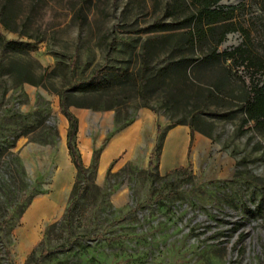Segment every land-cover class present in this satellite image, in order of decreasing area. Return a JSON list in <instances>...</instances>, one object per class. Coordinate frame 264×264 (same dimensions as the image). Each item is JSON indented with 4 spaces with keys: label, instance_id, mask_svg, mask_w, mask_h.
Returning a JSON list of instances; mask_svg holds the SVG:
<instances>
[{
    "label": "rangeland",
    "instance_id": "1",
    "mask_svg": "<svg viewBox=\"0 0 264 264\" xmlns=\"http://www.w3.org/2000/svg\"><path fill=\"white\" fill-rule=\"evenodd\" d=\"M196 1L0 0V264H264V0Z\"/></svg>",
    "mask_w": 264,
    "mask_h": 264
},
{
    "label": "trees",
    "instance_id": "2",
    "mask_svg": "<svg viewBox=\"0 0 264 264\" xmlns=\"http://www.w3.org/2000/svg\"><path fill=\"white\" fill-rule=\"evenodd\" d=\"M218 1L219 0H197L196 2L200 6L201 12H204L206 15L218 16L221 14V12L217 11L215 8H212V6L217 4ZM190 34H191V32H190ZM243 34H244V38L248 37V35L245 31H243ZM223 36H224V33L215 42V46L218 45L222 41ZM246 41H247V39H244V44L242 43L237 48L238 51L243 50V46H245ZM10 43H12V41H6L5 46L9 45ZM229 54L230 53H227V55H229ZM98 73L99 72H96L95 74L97 75ZM100 81H101V75H97V76H94L91 81L85 82L81 86L88 87L91 85L98 84ZM60 106H61L63 115L66 117V119L68 121V127H67V132H66V145L68 148L69 155L71 157V160H72L74 166L77 169V172L79 174H84L85 168L82 164L80 154H79V151H78V149L76 147V143H75V137H76V133H77V119L70 111H68L66 109V106H65L63 100H60ZM245 112H246L245 122H247L249 120H256L257 123L261 122L260 124H264V84H262L261 86H259L256 89H254L253 95L247 100V102L245 104ZM193 131H194V126H193V124H190V133H189L190 138H189L188 152H189V149L191 146V141L193 138ZM151 156L152 155H150V157ZM150 163H151V160H149V164ZM186 169H187V167L178 166L175 168V171L186 170ZM78 185H79V182L75 181L73 188H72V195H73L72 200L69 203V206L66 210L65 216H67V214L69 212V208L71 206V203L75 202L74 194L77 192ZM33 252H34V250H32L30 255H32Z\"/></svg>",
    "mask_w": 264,
    "mask_h": 264
},
{
    "label": "crops",
    "instance_id": "3",
    "mask_svg": "<svg viewBox=\"0 0 264 264\" xmlns=\"http://www.w3.org/2000/svg\"><path fill=\"white\" fill-rule=\"evenodd\" d=\"M184 132H185L184 128H176V129L172 130L167 135L166 140H165V147H164V158L162 157L163 158L162 160H164L163 162L165 165L170 164V163H182L183 161L186 160V155L188 154L189 142H188V145L186 148L183 145V143H184ZM189 133H190V130H189ZM128 138H129V136L127 137V139L117 140V142H115L114 145L112 144V146H115L117 143H118V145L126 144V145L131 146L133 144V140H132V138L130 140ZM189 138H190V135H189ZM188 141H189V139H188ZM121 142H123V143H121ZM112 146H111V144H110V146H108V148L106 149V152H105V156H107V154L110 152ZM166 154H167V156H166ZM170 154H172V155H170ZM105 156H104V158H105Z\"/></svg>",
    "mask_w": 264,
    "mask_h": 264
},
{
    "label": "bare ground",
    "instance_id": "4",
    "mask_svg": "<svg viewBox=\"0 0 264 264\" xmlns=\"http://www.w3.org/2000/svg\"><path fill=\"white\" fill-rule=\"evenodd\" d=\"M80 119H81V117H80ZM65 123H66V119H65V117H63V116H60L59 117V128H60V130H61V132L63 133V130H64V125H65ZM198 138V140L200 141V138L199 137H197ZM175 141V140H174ZM124 142V141H123ZM123 142H121V143H123ZM125 143V142H124ZM173 148V147H172ZM170 155H172V154H170ZM176 157V156H175ZM59 207V206H58ZM59 210V209H58ZM56 211V210H55Z\"/></svg>",
    "mask_w": 264,
    "mask_h": 264
}]
</instances>
